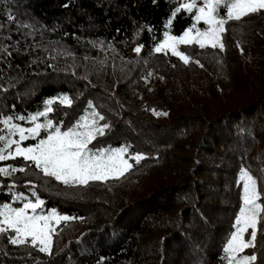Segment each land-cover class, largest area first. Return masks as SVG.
Segmentation results:
<instances>
[{"label": "trees", "instance_id": "16d2710c", "mask_svg": "<svg viewBox=\"0 0 264 264\" xmlns=\"http://www.w3.org/2000/svg\"><path fill=\"white\" fill-rule=\"evenodd\" d=\"M175 6V0L0 3L4 35L20 41L11 67L0 63V88L8 89L0 91V110L8 114L15 105L17 114L34 113L43 99L66 93L73 107L54 105L53 118L70 125L92 101L113 129L102 138L104 146L131 143L133 152L148 156L126 178L83 188L66 189L35 173L15 174L20 191L27 192L24 183L33 180L46 207L76 219L57 227L68 231L62 239L54 237L51 255L0 240V264H100L101 258L103 264H222V248L240 205L234 183L239 167H249L264 181V144L254 158L248 155L257 140L264 143V13L230 22L242 29L226 32L234 33L225 39L223 52L183 46L181 51L192 58L185 65L169 52L152 51L153 37L162 39ZM9 8L20 22L43 28V34L24 36L16 24L9 25ZM191 24L182 13L171 33L181 34ZM91 41L111 42L116 51H100ZM34 44L40 47H29ZM137 44L145 45L139 57L133 51ZM55 49L71 51L74 59L51 60ZM206 55L226 69L211 65ZM148 71L153 75L146 83L142 77ZM151 109L169 115L157 117ZM171 147L186 154L176 158ZM258 160L260 169H253ZM10 182L0 178V185ZM93 188L98 195L93 196ZM3 191L0 201L9 200L6 187ZM262 253L264 239L258 237L257 264Z\"/></svg>", "mask_w": 264, "mask_h": 264}, {"label": "snow or ice", "instance_id": "6c2138e0", "mask_svg": "<svg viewBox=\"0 0 264 264\" xmlns=\"http://www.w3.org/2000/svg\"><path fill=\"white\" fill-rule=\"evenodd\" d=\"M13 2L14 0H0L3 4ZM175 4L164 25L166 30L163 32V38L156 40L153 37L155 43L152 51L165 55L170 52L185 65H188L192 58L180 50L181 45H196L201 50L211 48L223 52V37L228 31L226 26L229 22H240L250 15L264 13V0H175ZM63 6L69 7V4ZM182 13L187 14L193 23L182 34H171L175 18ZM6 20L9 25L16 24L17 31H21L24 36L35 37L37 32L43 34L44 29L36 24L20 22L10 8ZM201 24L204 27H199ZM5 27L6 25L0 22V63H7L11 67L10 58L13 51H20V41H12L11 34L4 35ZM146 30L154 31L151 26H146ZM90 43L100 51H116L111 42ZM29 47L39 48L40 45ZM144 48L145 45L137 44L133 51L139 57ZM44 51L47 52L48 49L45 48ZM59 57L74 59V54L66 49H55V55L50 56V59ZM84 60H89V57L85 56ZM194 62L203 67L199 60ZM106 63L107 56L99 62L101 68ZM48 67L55 69L51 63ZM2 73L3 70L0 69V76ZM72 74L75 75V72ZM152 75L153 72L148 71L142 78L147 83ZM83 79L87 80L88 77ZM0 91L6 92L8 89L0 88ZM56 104L71 108L74 100L70 95L60 93L43 99L42 109L34 113L17 114L15 105L11 106V113L4 114L0 110V162L18 159L23 161L21 165L0 166V178L11 181L7 185H0V195L5 194V187L6 194L10 195V202L0 201V240L6 239L12 246L36 248L40 253L48 255L52 254L57 226L61 222L76 218L60 214L56 208L46 209L47 202L38 193L37 184L33 180H26L24 183L27 193L20 191L14 179L15 174L35 173L41 180L48 178L66 189L83 188L95 182L106 183L126 178L134 166L148 159L146 154L133 152L131 143L97 146L99 140L109 135L113 129L92 101L87 102L83 114L70 125H65L63 119L56 121L53 118L56 111L53 106ZM151 111L157 117L169 115L156 109ZM64 115L67 116L68 113ZM26 124L30 126H25ZM29 141L34 143H28ZM130 161H134V164ZM234 183L240 189V205L220 259L222 264H257L258 237L264 239V188L261 187L264 181H260L249 167L242 164ZM43 186L47 188V182ZM261 256L264 257V253ZM100 264H103V258ZM259 264H264V258L259 259Z\"/></svg>", "mask_w": 264, "mask_h": 264}, {"label": "rangeland", "instance_id": "374dc122", "mask_svg": "<svg viewBox=\"0 0 264 264\" xmlns=\"http://www.w3.org/2000/svg\"><path fill=\"white\" fill-rule=\"evenodd\" d=\"M192 23H193V21H192ZM191 26V25H190ZM199 27H204V25L203 24H201V25H199ZM227 28L228 27H230L228 30L229 31H235V32H237L238 30H241L242 29V27L240 26L239 27V25L238 24H234V25H232L230 22H229V24L226 26ZM166 30V29H165ZM164 30V31H165ZM234 32H231V34H233ZM171 34H173V33H171ZM182 34V33H181ZM230 33H228V34H225L224 35V37H223V43L225 42V39H227L228 37V39L227 40H229L230 38H231V35ZM176 35V34H175ZM179 35V34H178ZM163 38V37H162ZM182 47H183V45H181L180 46V50L182 49ZM184 47H187V46H184ZM170 53V52H169ZM190 56V55H189ZM205 58H207V60H209V62H211L210 64L211 65H214L215 67H219L220 68V70H221V65H223L222 67H223V69H226V66L224 65V63H222V62H220L219 60H217L216 58H214L213 56H211V55H206L205 56ZM83 114V113H82ZM25 126H30V125H25ZM28 143H34V141H29ZM103 142H102V138L99 140V142L97 143V146L99 147V146H101V145H103L102 144ZM183 143H184V141H183ZM263 142H262V140L260 139V140H257L254 144H253V147L251 148V150L249 151V153H248V155H249V157L252 159V158H254V154H256L258 151H261V150H263ZM182 147V146H181ZM180 148V147H179ZM179 148H175V147H171L170 148V153H173V155L176 157V158H180V156H182V155H184V154H186V152L184 151V150H182V149H179ZM259 161L260 160H258V162H256L255 164H254V166H253V169H260V167L258 166L259 164ZM131 163H134V161H130ZM0 166H6V164H4V163H1L0 164ZM150 170V173L152 174V175H154L156 172H155V170L154 169H150V168H148V171ZM148 175H149V172L147 173ZM252 174L254 175V173L252 172ZM35 175V174H34ZM149 176H151V175H149ZM237 176H238V172H237V175H236V178H237ZM255 176V175H254ZM91 191V193L93 194V196H95V195H98V191L95 189V188H93V189H91L90 190ZM27 193V192H26ZM4 202H10V199L9 200H5ZM16 206H19V205H16ZM46 207V206H45ZM46 209H51V207H46ZM238 213V212H237ZM65 215V214H64ZM58 227V226H57ZM62 230L60 229V230H58V228H57V235H55L54 237H56L57 239L59 238V239H62V237H63V235L65 234V231H66V233H67V231L68 230H63V232H61ZM54 239V238H53ZM246 239H247V237H246ZM249 252H251L252 250H248Z\"/></svg>", "mask_w": 264, "mask_h": 264}]
</instances>
